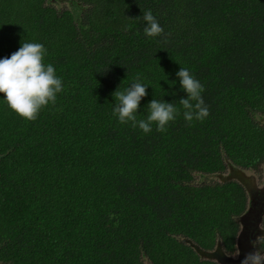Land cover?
I'll use <instances>...</instances> for the list:
<instances>
[{
    "label": "trees",
    "instance_id": "obj_1",
    "mask_svg": "<svg viewBox=\"0 0 264 264\" xmlns=\"http://www.w3.org/2000/svg\"><path fill=\"white\" fill-rule=\"evenodd\" d=\"M68 1L0 0V59L41 43L64 87L34 122L0 94V264H219L181 239L235 252L244 188L195 177L264 164V0ZM147 10L163 36L145 35ZM180 67L209 109L191 126ZM137 77L138 119L153 99L179 110L167 132L113 115Z\"/></svg>",
    "mask_w": 264,
    "mask_h": 264
},
{
    "label": "clouds",
    "instance_id": "obj_2",
    "mask_svg": "<svg viewBox=\"0 0 264 264\" xmlns=\"http://www.w3.org/2000/svg\"><path fill=\"white\" fill-rule=\"evenodd\" d=\"M143 20L146 23L144 33L147 37L164 35V29L151 10L144 12ZM46 55L47 49L41 43H21L18 51L10 57L0 59V94H3L9 109L26 122L36 121L44 109L56 104L58 94L64 91L62 78L57 76L54 66L44 62ZM176 75L187 95L186 99L179 101L184 120L189 126L194 120L202 122L209 116L208 106L202 96L204 86L186 67H180ZM147 88L137 77L125 90L117 89L113 93L116 101L113 115L121 125L131 124L144 134L151 133L153 125L157 132L165 133L180 112L173 103L153 99L147 105L149 113L146 119H138L139 105L147 95ZM241 264H264V257L253 251L245 255Z\"/></svg>",
    "mask_w": 264,
    "mask_h": 264
},
{
    "label": "water",
    "instance_id": "obj_3",
    "mask_svg": "<svg viewBox=\"0 0 264 264\" xmlns=\"http://www.w3.org/2000/svg\"><path fill=\"white\" fill-rule=\"evenodd\" d=\"M234 173L236 174L232 173L231 176H226L224 178L223 176H221V182L226 180H234L244 188L247 194L248 189L245 187L246 180L243 179V175L246 173V171L236 169ZM217 176L220 177V174H218ZM250 205L246 208L241 216L236 218V221L241 224V228L239 224V231L236 236L235 242V246L237 248V258H234L232 256L230 257V255H228L223 250L220 241L216 243V246L213 250L209 251L201 249L199 246L188 239H181L182 242L190 245V247L202 260L215 261L219 264H241V259H244L245 255L250 252L251 247L255 242V238H253V236L255 235V231L260 226L262 216H264V203L259 202V207L257 208V210H255V213H252ZM250 215L252 216V218H250V225L247 226L246 224H248V221L246 220V218ZM243 239H245V242L241 243L240 241Z\"/></svg>",
    "mask_w": 264,
    "mask_h": 264
},
{
    "label": "rangeland",
    "instance_id": "obj_4",
    "mask_svg": "<svg viewBox=\"0 0 264 264\" xmlns=\"http://www.w3.org/2000/svg\"><path fill=\"white\" fill-rule=\"evenodd\" d=\"M48 3L54 5L56 8H69L70 6L73 7L72 5H69L64 0H53V1L48 0ZM257 119L258 121L264 124V116L257 117ZM226 163H228V165L225 171L222 174H220V177H218L217 175H212V176L196 175L195 182L197 184L221 182V176H223V178L226 176H231L232 173L236 174L234 173L236 169H240V168L232 166L229 162H226ZM261 167L262 168L258 169L254 173L252 171L240 169V170L246 171V173L243 175V179L246 180L245 187L248 189L247 197H248L249 204L251 203L250 208H251L252 213H255V210H257V208L259 207L258 205L259 202L264 203V165ZM250 218H252L251 215L246 218V220L248 221V224H246L247 226L250 225L249 223L251 221ZM240 228H241V224H240ZM240 242L241 243L245 242V239L241 240ZM253 251H256V248L254 250L252 246L250 252L248 253H251ZM236 252H237V248H236ZM256 252L261 255V252H258V251ZM261 256L264 257V255H261ZM234 258H237V256H235ZM242 260L243 259H241V261Z\"/></svg>",
    "mask_w": 264,
    "mask_h": 264
},
{
    "label": "flooded vegetation",
    "instance_id": "obj_5",
    "mask_svg": "<svg viewBox=\"0 0 264 264\" xmlns=\"http://www.w3.org/2000/svg\"><path fill=\"white\" fill-rule=\"evenodd\" d=\"M53 1V0H52ZM65 2H67L69 5H72V4H70V2L68 1V0H64ZM264 164H261L260 166H258V168L256 169V170H249V171H252L253 173L254 172H256L258 169H260V168H262L261 166H263ZM218 175V174H217ZM248 204H249V202H248V197H247V207H248ZM250 205V204H249ZM246 207V208H247ZM263 218H264V216H262V219H261V222H260V226L258 227V229L255 231V235L253 236V238H255V242H254V244H253V248H254V250H255V248H256V251H258V252H261V255H264V251L263 250H260L259 248H258V243H259V241L262 239V238H264V226H263V224H262V220H263ZM228 255H230V257L232 256V257H235V256H237V252H236V246H235V252L234 253H232V254H229V253H227Z\"/></svg>",
    "mask_w": 264,
    "mask_h": 264
}]
</instances>
